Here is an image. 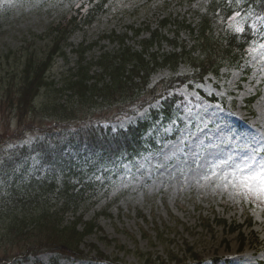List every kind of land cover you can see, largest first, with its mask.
Instances as JSON below:
<instances>
[{"label":"rangeland","instance_id":"rangeland-1","mask_svg":"<svg viewBox=\"0 0 264 264\" xmlns=\"http://www.w3.org/2000/svg\"><path fill=\"white\" fill-rule=\"evenodd\" d=\"M208 1L110 0L103 15L71 36L64 47L66 57L59 56L54 61L48 75L51 83L37 100L50 108L47 112L51 116L46 112L33 114L34 119L28 117L22 122V130L2 101L3 84H0V210L11 189L21 188L34 176L59 179L76 159L93 168L97 164L95 156L78 144L79 127L96 119L110 121L121 106L110 110L107 106L89 104L74 112L71 120L56 117L55 105L64 108L78 105L66 89L77 69L74 48L96 43L86 53L88 60H96L101 52L113 53L118 47L115 42L103 39L104 35L122 34L130 27L141 28V36L129 40L138 48L137 40L148 36L149 29H156L164 17L172 18V24L183 18L196 24L198 10L204 11ZM75 3L77 0H0V80L18 71V64L31 48L38 52L48 49L49 37L45 33L51 25L62 21ZM247 22L262 29L247 49L248 59L238 67L225 63L218 75L208 74L202 80L192 79L179 85L180 110L171 120L159 118L150 127L166 136L158 141L159 147L149 149L133 163L120 159L123 169L112 189L96 204L81 210L85 213L84 220H93L100 227L81 244L85 253L90 252L88 257L96 256L92 251V246H96L111 259H117L118 264H143L146 258L153 264L160 257L167 261L175 254L186 256L184 264H194L185 252L186 246H193L204 260L202 264H212L215 258H220V264L264 262V199L240 187L236 179L237 165L243 167L247 162L255 168L264 164V38L260 39L264 35V14L235 13L225 22L218 20L214 25L213 47L217 60L222 58L224 34L242 31ZM167 28L172 30L174 26ZM129 35L132 36L131 31ZM180 40L189 47L194 42L186 30L180 31ZM171 50L167 43L161 45V52ZM192 56L203 58L199 51ZM92 70L99 71L98 66L94 64ZM195 73L187 63L179 65L176 73L161 67L150 78L149 86L173 75L195 77ZM210 96L217 100L212 101ZM251 96L256 97L254 112L246 105ZM160 107L159 100L136 114L113 120L111 126L125 128L150 119L151 108ZM176 130L178 134L171 137ZM24 146H28L27 154ZM2 217L0 212V226ZM249 217L253 218L252 227L246 225ZM216 218L244 226L243 247L238 231L228 232L214 223ZM207 220H213L211 229L205 226ZM255 236L259 238L256 242L252 240ZM16 251L14 240L0 238V257L9 252L10 258L3 264H17L13 256ZM22 264L103 263L43 252L29 256Z\"/></svg>","mask_w":264,"mask_h":264},{"label":"trees","instance_id":"trees-1","mask_svg":"<svg viewBox=\"0 0 264 264\" xmlns=\"http://www.w3.org/2000/svg\"><path fill=\"white\" fill-rule=\"evenodd\" d=\"M108 0H93L86 11L77 10L62 24L50 28L47 36L48 49L38 52L36 49L29 51L18 64V71L13 76L3 77L2 101L18 120V127L33 114L38 115L47 111L46 104L38 103L41 91L50 85L48 72L53 66L56 56L64 55L63 45L70 35L78 29L91 24L104 10ZM264 13V0H210L204 12L198 13L199 23L197 28L192 27L185 20L179 21L174 38L169 39L163 35L161 28L151 32V35L140 41V50L125 43L127 34L113 35V39L120 42V48L113 54L103 52L95 61H87L84 57L86 50L92 45L77 48L78 62L75 77L71 79L66 89L77 95V107L64 108L56 105V117L62 120H71L74 112L83 106L120 107L114 115L117 118L124 113H134L145 105L156 101L163 96V107L159 111H152V118L161 113L164 119H170L178 108L180 97L177 94L169 96L175 89L180 77H171L154 87H148L151 75L161 67L177 70L180 63L192 65L198 76L202 78L208 73H218V69L225 63L239 64L247 55V48L255 39V29L245 26L243 31L224 34L222 38V58H216L213 47L214 25L219 19H227L235 11ZM171 20L164 19L161 26H166ZM181 23V24H180ZM187 29L196 34L193 46L186 49V45L178 43V33ZM139 30L135 31V35ZM225 38V39H224ZM168 41L175 51L160 53L151 51L154 45ZM159 46V45H158ZM178 47L180 50L178 51ZM199 51L203 58H195L192 52ZM9 56L6 54L5 58ZM93 63L98 64L100 72L92 71ZM90 104V105H89ZM97 104V105H96ZM63 108V109H61ZM123 109V110H120ZM110 119V120H113ZM109 119L94 120L90 125L82 123L78 131V144L98 160V172L89 166L80 164V160H72L70 168L63 171L60 178L34 177L21 188L15 187L4 198L0 210L1 219L0 238L9 237L17 245V255L26 257L27 254H37L40 251L51 250L60 255L82 258L84 251L80 248L84 237L91 233L95 224L84 222L82 215L69 220L68 215H76L81 209L94 205L99 199L100 191L111 188V181L117 177L121 170L122 160L133 161L140 156L147 147L155 146V136L147 139L143 134L149 127V120L139 122L126 129H111L101 124ZM97 124V125H95ZM20 138H23L20 137ZM19 138V139H20ZM122 159V160H120ZM110 185V186H108ZM20 189V190H18ZM15 190V191H13ZM225 223V221H219ZM79 224H84L82 229ZM193 260L199 256L187 248ZM99 260L108 262L109 257L102 252H96ZM9 252L0 257V264L7 260ZM180 263V259L170 262ZM146 260L143 264H150ZM154 264H165L159 261ZM167 264V263H166Z\"/></svg>","mask_w":264,"mask_h":264},{"label":"snow or ice","instance_id":"snow-or-ice-1","mask_svg":"<svg viewBox=\"0 0 264 264\" xmlns=\"http://www.w3.org/2000/svg\"><path fill=\"white\" fill-rule=\"evenodd\" d=\"M237 171L239 176H236V179L239 186L247 189L249 193L264 199V164L253 168L252 164L244 162L243 167L237 165Z\"/></svg>","mask_w":264,"mask_h":264}]
</instances>
